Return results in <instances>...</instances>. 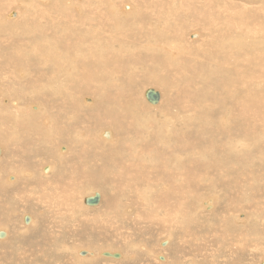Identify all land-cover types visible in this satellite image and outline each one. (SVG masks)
I'll use <instances>...</instances> for the list:
<instances>
[{"label": "bare ground", "instance_id": "6f19581e", "mask_svg": "<svg viewBox=\"0 0 264 264\" xmlns=\"http://www.w3.org/2000/svg\"><path fill=\"white\" fill-rule=\"evenodd\" d=\"M0 143V264L264 263V0H0Z\"/></svg>", "mask_w": 264, "mask_h": 264}, {"label": "rangeland", "instance_id": "374dc122", "mask_svg": "<svg viewBox=\"0 0 264 264\" xmlns=\"http://www.w3.org/2000/svg\"><path fill=\"white\" fill-rule=\"evenodd\" d=\"M118 1V0H117ZM142 87H143V85H142ZM141 87V88H142ZM147 87V86H146ZM144 88V87H143ZM154 88H156V89H158L160 92H161V94H162V89L159 87H154ZM149 89V88H148ZM145 92V91H144ZM90 96H91V94H90ZM144 97H145V93H144ZM145 99H146V97H145ZM147 100V99H146ZM144 102L145 103H147L145 100H144ZM89 117H91V116H89ZM8 125H9V123H8ZM98 127H100V124L98 123V120H95V121H93L92 122V124H91V132H89V135H92V131L94 130V129H96V128H98ZM198 135V134H197ZM201 135L202 134H200V135H198V139H200V140H203V139H201V138H203L204 136H202L201 137ZM100 136L102 137V138H105L106 139V137H107V135L106 134H100ZM201 137V138H200ZM84 139H85V141H83L84 143H83V147L84 148H88V143H87V136H86V134H84ZM77 140H74L73 139V142H74V148L75 149H79L78 148V146L80 145V143L79 142H76ZM82 141V140H81ZM64 142V144H66L65 143V141H63ZM0 145H2L1 143H0ZM52 146H54V143H52ZM59 151H62L63 152V150H59ZM66 153V152H65ZM0 156H1V154H0ZM28 162H31V160H29ZM40 167V166H39ZM38 167V168H39ZM251 167V166H250ZM45 169H46V167H42V169H41V171L44 173V174H47L46 172H45ZM75 175H76V177H77V179L80 181V182H82V184H86V183H89V182H91L93 179H90L89 177H87V178H79L78 176H77V173L75 172ZM7 177H9V179L10 180H12V177L11 176H7ZM26 179H28V178H26ZM256 183V182H255ZM260 185L262 184H264V177L263 178H261L260 179V183H259ZM95 185H98L96 182H95ZM261 185V186H262ZM203 188H205V187H203ZM202 187H201V189L200 190H197V191H195L194 193H192L191 195H190V198H189V202L194 206V201H195V199L197 200V204H198V202H199V200L201 199V197H204V196H207V195H209V194H205V192L206 193H209L210 191H208L209 189H203ZM218 189H220L219 187H217ZM3 190H5V189H3ZM0 191H2V190H0ZM97 192V191H96ZM102 193H104V191H101ZM95 193V192H94ZM93 193V194H94ZM205 194V195H204ZM88 196H91V195H85L84 194V203L85 204H88V203H86L85 202V198L86 197H88ZM81 198H82V195H81ZM210 202H211V199L210 198H208V199H205V200H203L202 201V204L204 205V207L205 208H207V210L206 209H203L204 211H209L210 209H211V205H210ZM84 204V205H85ZM99 204V202L97 203V204H94V205H92V204H88V205H90V206H88V209L89 208H95V206L96 205H98ZM92 205V206H91ZM115 210H116V214H118V216H115L114 218H115V222L118 224V226L119 225H123L122 223H123V221L121 220L120 221V219H119V204H116L115 205ZM43 211V212H42ZM16 212V213H15ZM15 212H13V213H9V214H14L15 213V215L16 216H18V212L17 211H15ZM28 212H30V211H28ZM43 213H46V210L44 209V207H42V208H40V209H38V215L39 216H41ZM206 213H209V212H206ZM115 214V215H116ZM123 214L124 215H126V216H130V215H127V212L126 211H124L123 212ZM35 217H36V215H34ZM15 217V216H14ZM19 218V217H18ZM108 218V217H107ZM125 223V222H124ZM21 225H22V223H21ZM89 225V224H88ZM235 225H238L239 226V224H235ZM245 224H243V226H244ZM90 226V225H89ZM124 226H127V225H124ZM54 228V227H53ZM117 231L118 232H116L117 234H115L116 236L119 234V228L117 229ZM39 233H42V235H43V239H44V237L46 236V234H45V231H44V226H42V225H37L36 227H33V228H31V234L33 235V237L31 238V240H29L28 241V244L26 245V248L24 247V246H22V248H19V246H17V244L14 242L13 243V245L11 244V245H7V248H10V249H12L14 252H16L17 250H18V248L19 249H23V247L25 248V249H29L30 247H31V245H35V244H38L37 242V240H36V237H38V239L39 240H42L41 239V234H39ZM39 234V235H38ZM95 234H97V233H95ZM95 234H93V233H91V234H88L89 236L91 235V238H93V239H91V240H89V241H87V239L84 237V236H86V235H84V236H77V239H75L74 240V238L71 236V235H68L67 236V238L68 239H70L71 241H69V242H73V243H76V244H80V245H84V246H97V247H100L101 248V246H103V248L105 247V248H107V246H108V244H110V246H112L113 245V243H114V245L116 246L115 248L116 249H120V250H123V251H126V249H127V244H131V243H134V242H139V243H145L146 245H147V247H149L150 249H152L153 251H156L157 249L156 248H158V250H162L164 247H165V245H167L168 244V241H165V242H163V243H158L159 241H160V239L161 238H164L165 236L164 235H162V234H158V232H155V231H153V230H144V231H136L135 233H133V234H131V235H129V239H127V240H125V241H119V242H117L116 243V241L115 242H112V239H110V241H108L107 240V242H106V240H104V242H102L103 240H101V242H100V240H98V241H96L95 239V236H97V235H95ZM34 235H36V236H34ZM94 235V236H93ZM119 236V235H118ZM164 236V237H163ZM79 239V240H78ZM73 240V241H72ZM80 240H83V242L81 241L80 242ZM85 240V241H84ZM114 240V239H113ZM158 240V241H157ZM91 241L93 242H98V243H91ZM127 241V242H126ZM142 241V242H141ZM85 242L87 243V244H85ZM89 242V243H88ZM112 244H111V243ZM126 242V243H125ZM90 243H91V245H90ZM105 243V244H104ZM107 243V244H106ZM263 244V245H262ZM48 245H50V243L48 244ZM100 245V246H99ZM113 245V246H114ZM145 245V246H146ZM259 245V244H258ZM125 246V247H124ZM14 249H13V248ZM16 247V248H15ZM109 247V246H108ZM34 248V247H33ZM84 248V247H83ZM125 248V249H124ZM261 250H260V249ZM258 248V252H259V255H258V252L257 251H255L253 254V261H259V260H263L264 259V243H260V247ZM139 249L141 250V248H136V249H134L133 250V252L136 254L135 255V258H138V260L140 261V262H147V264H151V260H150V257L147 255V254H142L141 253V251H139ZM143 251V250H142ZM11 253V252H10ZM257 253V254H256ZM86 254V253H85ZM170 254H172V253H170ZM82 255V254H81ZM258 255V256H257ZM157 257H155V259L156 260H160V257H158V255H156ZM135 258H131V259H129V260H132V259H135ZM145 258V259H144ZM141 259V260H140ZM185 260H191V257L189 256L188 257V259H187V257H186V259ZM149 262V263H148ZM1 263V262H0ZM50 264H52V262H49ZM103 263V262H102ZM126 263V262H125ZM27 264V263H26ZM29 264H31V263H29ZM34 264V263H33ZM48 264V263H47ZM91 264H101V262L100 261H94V262H92ZM103 264H108V263H103ZM261 264H264V263H261Z\"/></svg>", "mask_w": 264, "mask_h": 264}, {"label": "water", "instance_id": "95a60500", "mask_svg": "<svg viewBox=\"0 0 264 264\" xmlns=\"http://www.w3.org/2000/svg\"><path fill=\"white\" fill-rule=\"evenodd\" d=\"M10 16L14 15V13H10ZM145 97L147 99L148 102H150L151 104H156L159 101L160 98V94L157 90L149 88L145 91ZM100 196L98 195L97 192H95L93 195L88 196L85 198V202L88 204H97L99 202ZM24 222L27 223L29 220V216H24ZM4 236V232L0 231V237ZM85 252H83L82 254H84ZM102 254H104L105 256H113L115 258H118L120 255V252H103Z\"/></svg>", "mask_w": 264, "mask_h": 264}]
</instances>
